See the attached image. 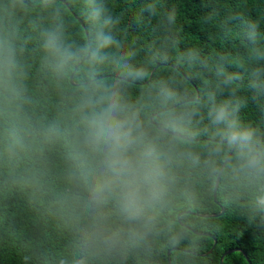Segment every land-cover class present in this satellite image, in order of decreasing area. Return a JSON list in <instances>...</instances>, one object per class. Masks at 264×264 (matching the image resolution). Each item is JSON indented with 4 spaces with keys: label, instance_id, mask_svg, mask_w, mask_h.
<instances>
[{
    "label": "trees",
    "instance_id": "1",
    "mask_svg": "<svg viewBox=\"0 0 264 264\" xmlns=\"http://www.w3.org/2000/svg\"><path fill=\"white\" fill-rule=\"evenodd\" d=\"M64 1L0 0V41L19 64L0 81V264H169V250L172 264H221L232 249L249 260L235 252L224 264H264V175L234 152L214 200L232 148L208 118L212 97L231 99L240 126L264 140V0H97L119 45L95 71L87 61L61 71L43 50L56 27L74 49L94 40L87 0ZM95 81L120 90L146 140L162 137L171 161L166 194L138 225L107 194L92 201L103 166L85 144L77 104ZM171 116L184 121L176 132Z\"/></svg>",
    "mask_w": 264,
    "mask_h": 264
},
{
    "label": "clouds",
    "instance_id": "2",
    "mask_svg": "<svg viewBox=\"0 0 264 264\" xmlns=\"http://www.w3.org/2000/svg\"><path fill=\"white\" fill-rule=\"evenodd\" d=\"M87 6V19L95 29L93 41H86L74 49L65 44L59 27L48 31L44 37L43 50L53 66L61 71L70 69L82 59L87 60L95 71L97 65L109 58L105 49L119 45L110 30L116 21L105 14L103 3L87 0ZM121 67L127 68L126 62ZM18 68L12 43L6 39L0 41V81L10 80ZM142 76V72L135 73L137 79ZM253 87H257L255 82ZM163 95L165 100L173 99L170 91ZM122 99L115 85L95 81L93 87L86 88L81 94L77 111L84 114L87 124L85 144L101 158L103 166L92 190L93 203H104L103 194H107L114 199L122 218L129 225H138L149 219L148 209L166 194V184L171 179V161L165 154L163 138L146 140L142 122L135 113L125 110ZM240 107L231 99L216 102L212 97L208 118L226 145L235 149L240 166L264 175V140L253 127L240 126ZM168 121L173 132L184 122L175 116L168 117ZM129 234L136 235V229L131 228ZM111 240L109 238L108 242Z\"/></svg>",
    "mask_w": 264,
    "mask_h": 264
},
{
    "label": "water",
    "instance_id": "3",
    "mask_svg": "<svg viewBox=\"0 0 264 264\" xmlns=\"http://www.w3.org/2000/svg\"><path fill=\"white\" fill-rule=\"evenodd\" d=\"M63 2H65L64 0H62ZM86 35H88L87 33H86ZM84 61H87V60H82L79 64H78V66L80 67L83 63H84ZM78 66L75 68V72H76V70L78 69ZM160 67V64L153 70V72H152V75L154 74V72L156 71V69L157 68H159ZM75 72L73 73V75L71 76V82H72V84H74V74H75ZM152 75H151V78H152ZM151 78L149 79V81L147 82V83H149L150 82V80H151ZM154 118H155V115L154 116H152L151 117V122L154 124ZM158 129L159 130H163L161 127H159L158 126ZM167 133H169L168 131H166ZM173 136H176V137H180V138H182V139H188V138H186V137H184V136H182V135H179V134H176V133H171ZM190 141H196V142H198V141H200L199 139H197V140H195V139H189ZM220 143H225L224 141H220ZM234 152H235V149H232L231 150V152H230V154H229V156L227 157V159H226V161H225V164L223 165V167L221 168V170H220V172H219V175H218V177H217V181H216V184H215V190H214V200L217 202V191H218V187H219V184H220V181H221V176H222V173H223V171H224V168H225V166H226V164L228 163V161H229V159L233 156V154H234ZM224 213V209H222V212L219 214V215H205L206 217H219V216H221L222 214ZM183 214V213H182ZM182 214H179L178 215V221L179 222H181V217H182ZM216 239H215V244H214V247L216 246ZM214 247H213V249H214ZM213 249L207 254V255H209V254H211L212 252H213ZM172 251L173 250H169L168 251V263L169 264H172V262H171V253H172ZM235 252H239V253H243L244 254V256L246 257V259L247 260H249L248 259V257H247V255L243 252V250H241V249H232V250H229V251H227V252H225L224 254H223V256L221 257V264H224V260H225V257L227 256V255H229V254H232V253H235Z\"/></svg>",
    "mask_w": 264,
    "mask_h": 264
},
{
    "label": "bare ground",
    "instance_id": "4",
    "mask_svg": "<svg viewBox=\"0 0 264 264\" xmlns=\"http://www.w3.org/2000/svg\"><path fill=\"white\" fill-rule=\"evenodd\" d=\"M166 114V113H165ZM205 127V126H204ZM83 145V144H82ZM236 176V175H235Z\"/></svg>",
    "mask_w": 264,
    "mask_h": 264
},
{
    "label": "rangeland",
    "instance_id": "5",
    "mask_svg": "<svg viewBox=\"0 0 264 264\" xmlns=\"http://www.w3.org/2000/svg\"><path fill=\"white\" fill-rule=\"evenodd\" d=\"M180 214H182V213H180Z\"/></svg>",
    "mask_w": 264,
    "mask_h": 264
}]
</instances>
